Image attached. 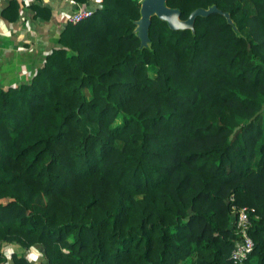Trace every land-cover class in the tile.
I'll return each mask as SVG.
<instances>
[{
	"label": "trees",
	"instance_id": "16d2710c",
	"mask_svg": "<svg viewBox=\"0 0 264 264\" xmlns=\"http://www.w3.org/2000/svg\"><path fill=\"white\" fill-rule=\"evenodd\" d=\"M167 4L237 31L155 16L141 49V0H100L0 86V264H264V0ZM233 204L254 209L242 263Z\"/></svg>",
	"mask_w": 264,
	"mask_h": 264
},
{
	"label": "crops",
	"instance_id": "0c3cea01",
	"mask_svg": "<svg viewBox=\"0 0 264 264\" xmlns=\"http://www.w3.org/2000/svg\"><path fill=\"white\" fill-rule=\"evenodd\" d=\"M13 1L18 7L5 17ZM72 1L81 3L77 0H0L1 87L20 85L44 64L66 18L78 7ZM82 3L94 8L99 6L100 0ZM48 12L49 17L45 15ZM15 14L16 19H11ZM46 262L43 259L41 264Z\"/></svg>",
	"mask_w": 264,
	"mask_h": 264
},
{
	"label": "water",
	"instance_id": "95a60500",
	"mask_svg": "<svg viewBox=\"0 0 264 264\" xmlns=\"http://www.w3.org/2000/svg\"><path fill=\"white\" fill-rule=\"evenodd\" d=\"M168 0H141V17L136 21L137 27L135 29L138 37L140 38V48H148L150 46V28L152 24V18L158 17L159 19L166 21L170 28L173 30H195V22L199 16H208L214 12H220L225 15L228 22L232 24L237 31L230 14L228 12H222L216 5L209 8H197L195 9L187 19L181 18V10L179 8H173L168 6Z\"/></svg>",
	"mask_w": 264,
	"mask_h": 264
},
{
	"label": "built area",
	"instance_id": "2783aa9c",
	"mask_svg": "<svg viewBox=\"0 0 264 264\" xmlns=\"http://www.w3.org/2000/svg\"><path fill=\"white\" fill-rule=\"evenodd\" d=\"M73 4L78 5L77 9L73 11L66 18L65 23L72 22L76 23L83 19L89 18L97 7H90L87 4L78 3L72 1ZM63 28V26H62ZM31 76L29 77V79ZM234 201V197L231 198ZM233 212V225L237 231L239 238L235 242L234 248L231 252V256L236 263H242L254 250V240L250 235V227L252 225L251 212L254 209H249L248 207H239L236 204L232 205Z\"/></svg>",
	"mask_w": 264,
	"mask_h": 264
},
{
	"label": "rangeland",
	"instance_id": "374dc122",
	"mask_svg": "<svg viewBox=\"0 0 264 264\" xmlns=\"http://www.w3.org/2000/svg\"><path fill=\"white\" fill-rule=\"evenodd\" d=\"M154 71H155V68L151 66L148 70V73L150 75H152V74H154ZM7 247L8 246H6L5 248H7ZM25 254H26V256L32 257L34 264H41V261L43 262V259H45L48 262V260L45 258L44 251L40 248H31L30 250H27L25 252ZM47 262H46V264H47ZM48 264H49V262H48Z\"/></svg>",
	"mask_w": 264,
	"mask_h": 264
}]
</instances>
